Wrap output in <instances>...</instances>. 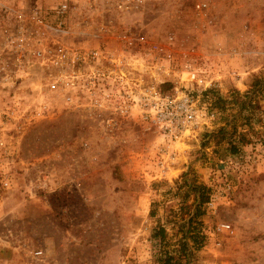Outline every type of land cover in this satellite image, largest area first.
Listing matches in <instances>:
<instances>
[{
  "label": "rangeland",
  "instance_id": "1",
  "mask_svg": "<svg viewBox=\"0 0 264 264\" xmlns=\"http://www.w3.org/2000/svg\"><path fill=\"white\" fill-rule=\"evenodd\" d=\"M64 1L72 34H57L62 41L111 45L103 29L115 26L170 46L173 60H150L145 79L172 83L158 86L166 94H197L204 124L172 139L141 118L140 103L120 116L33 103L26 90L0 93V264H163L166 252L178 255L196 205L189 182L211 188L193 224L202 244L186 239L190 264H264V0H205L211 23L197 11L200 0H0V7L41 9L55 23ZM0 11V26L13 29ZM212 88L218 93L206 95ZM218 95L223 101L214 103Z\"/></svg>",
  "mask_w": 264,
  "mask_h": 264
},
{
  "label": "built area",
  "instance_id": "2",
  "mask_svg": "<svg viewBox=\"0 0 264 264\" xmlns=\"http://www.w3.org/2000/svg\"><path fill=\"white\" fill-rule=\"evenodd\" d=\"M123 8V4L116 6L117 10ZM196 8L210 23L213 21L207 1H198ZM0 9L4 11V20L11 16L16 24L11 29L6 21H1L0 93L26 90L33 103L86 105L109 109L111 114L120 116L134 115L136 103H140L141 118L172 139L190 136L204 124L206 112L199 108L197 94L179 91L166 94L158 87L160 84L145 79L146 74L151 78L150 60L158 59V63L173 60L170 46L137 36L132 27L115 26L103 29L107 34L102 36L105 41L110 39L111 45L62 41L57 34L65 38L72 34L66 25L70 8L65 1L54 9L58 18L55 23L49 22L41 9L26 12L7 5ZM140 59L143 63L138 64ZM160 65L159 76L166 77L168 67ZM197 73L190 70L192 79L202 85ZM162 80L161 85L167 81ZM213 116L211 113L210 118ZM230 228L229 224L221 227Z\"/></svg>",
  "mask_w": 264,
  "mask_h": 264
},
{
  "label": "trees",
  "instance_id": "3",
  "mask_svg": "<svg viewBox=\"0 0 264 264\" xmlns=\"http://www.w3.org/2000/svg\"><path fill=\"white\" fill-rule=\"evenodd\" d=\"M161 86H162V90L163 89L166 90L167 88L172 87V83L167 81V82H164ZM214 92H216V90L212 88V89L206 90L205 94L215 96V94H217L218 92L216 93ZM214 99H215L214 103L223 101V98L220 95H218L217 97H214ZM238 138H239V143L246 142V133L241 132ZM247 142H249V140ZM232 148L234 149L237 148V144L233 143ZM186 177H187V174L186 173L183 174V178L185 181H187ZM188 187L193 192H195L196 205L194 209L189 212L188 214L189 217L187 221L185 222L187 229L184 232L183 237L180 240V249L178 250V255L172 254L171 252H166V255L162 257L163 259H161L163 261V264H190L189 257L192 251L189 246V243L186 240L188 237L191 238L192 242L194 243L195 246H197V248H199L202 244V242L198 241L201 234L199 233V231L196 230V226L195 225L193 226V224L196 220H199V217H201L204 214L205 211L203 210V205L208 203L211 198V188L207 186L206 184H199L196 182H189ZM183 208H185L184 204L182 205V209ZM166 233H167V230L164 226H159L155 232V234L160 236L162 241L165 240Z\"/></svg>",
  "mask_w": 264,
  "mask_h": 264
}]
</instances>
